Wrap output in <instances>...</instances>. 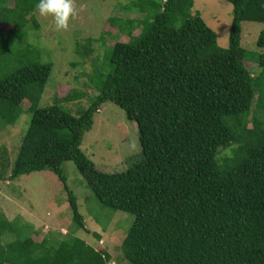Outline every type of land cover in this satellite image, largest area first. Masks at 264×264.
<instances>
[{
    "label": "trees",
    "instance_id": "1",
    "mask_svg": "<svg viewBox=\"0 0 264 264\" xmlns=\"http://www.w3.org/2000/svg\"><path fill=\"white\" fill-rule=\"evenodd\" d=\"M225 1L232 6L225 48L199 13H191L193 0L124 5L142 16L124 17L125 28L117 24L121 18L110 19L127 40L104 48L105 72L94 67L88 76L96 94L76 114L61 103L82 99L79 89L39 106L51 64L41 62L35 48L26 47L32 59L3 73L9 53L0 46V127L18 120L24 101L30 115L6 177L54 172L65 186L75 227L84 228L64 183L62 163L71 160L102 206L134 216L120 245L129 264H264V122L255 115L251 127L246 123L253 100L261 98L256 89L264 82V53L255 58L260 72L254 76L240 45L243 21L264 22V0ZM37 3L14 0L8 6L0 0V20L10 25L0 38L27 24L37 28ZM256 45L264 48V30ZM106 101L135 123L141 152L139 160L111 173L95 169L80 149ZM222 146L230 154L219 161ZM2 158L0 180L7 163ZM9 226L1 220L0 234ZM98 249L76 236H28L0 244V264H106L105 250Z\"/></svg>",
    "mask_w": 264,
    "mask_h": 264
},
{
    "label": "rangeland",
    "instance_id": "2",
    "mask_svg": "<svg viewBox=\"0 0 264 264\" xmlns=\"http://www.w3.org/2000/svg\"><path fill=\"white\" fill-rule=\"evenodd\" d=\"M13 2L14 0H7V5L12 6ZM130 2L131 0H72L75 15L69 17L66 28L60 29L56 27L51 14L41 15L36 8L33 16L38 23L37 28L27 24L18 34L12 33L8 39L0 38L1 49L9 53V59L6 60L8 62L4 63L1 71L6 73L7 70L18 67L19 64L16 63L32 59L26 49L30 45V48H35L33 52H38L41 62L51 64L39 106L53 103L55 95L61 98L69 90L79 89L84 93L82 99L61 103L64 110L76 114L80 109L86 108L96 94L88 76L92 74L94 67L95 70L105 72L106 66L102 62L104 48L113 45L115 41L127 40L119 32L117 24L125 28L128 24L123 21L124 17L136 19L142 16V13L134 9H122ZM195 12L199 13L205 24L216 34L217 45L227 47L232 17L231 4L225 0H193L191 13ZM118 18L121 19L116 25L110 23V19ZM9 27L10 25L0 20L1 33L6 34ZM262 30L264 22L241 23L240 45L245 50L243 62L254 76L260 72L255 58L264 53V48L256 45ZM138 32L139 29L135 28L133 34ZM76 45L77 48L79 46L80 53L76 52ZM104 62L107 63L106 58ZM257 91L261 98L259 102L256 98L253 100L246 118L247 127H251L252 117L255 115L262 125L264 122V82H261ZM27 106V101H24L23 112L15 123L0 127V157L3 156L2 162H7L4 178L0 180V221L5 218L12 229L8 228L9 232L2 230L0 244L28 236L35 241L43 237L53 241L76 236L95 249L105 250L102 255L106 264H129L123 259L120 245L134 216L102 206L71 160L62 163L64 183L76 198L84 228L75 227L65 186L54 172L38 170L13 179L6 177L29 122L30 115L25 111ZM80 149L92 161L95 169L103 173L119 171L141 158L135 123L128 120L124 111L110 101L98 106L90 128L84 132ZM229 154V149L222 146L218 154L219 161ZM99 241L102 242L99 244Z\"/></svg>",
    "mask_w": 264,
    "mask_h": 264
},
{
    "label": "clouds",
    "instance_id": "3",
    "mask_svg": "<svg viewBox=\"0 0 264 264\" xmlns=\"http://www.w3.org/2000/svg\"><path fill=\"white\" fill-rule=\"evenodd\" d=\"M36 7L41 15L51 14L58 29L66 28L69 17L75 15L72 0H38Z\"/></svg>",
    "mask_w": 264,
    "mask_h": 264
},
{
    "label": "built area",
    "instance_id": "4",
    "mask_svg": "<svg viewBox=\"0 0 264 264\" xmlns=\"http://www.w3.org/2000/svg\"><path fill=\"white\" fill-rule=\"evenodd\" d=\"M102 241H99V244L101 243ZM108 264H111L110 262H108Z\"/></svg>",
    "mask_w": 264,
    "mask_h": 264
}]
</instances>
